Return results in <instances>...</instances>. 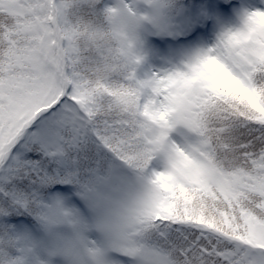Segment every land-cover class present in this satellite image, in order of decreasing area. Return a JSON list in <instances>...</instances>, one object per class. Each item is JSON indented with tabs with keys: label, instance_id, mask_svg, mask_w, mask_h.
<instances>
[{
	"label": "snow or ice",
	"instance_id": "obj_1",
	"mask_svg": "<svg viewBox=\"0 0 264 264\" xmlns=\"http://www.w3.org/2000/svg\"><path fill=\"white\" fill-rule=\"evenodd\" d=\"M0 264H264V0H0Z\"/></svg>",
	"mask_w": 264,
	"mask_h": 264
}]
</instances>
